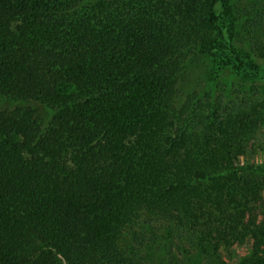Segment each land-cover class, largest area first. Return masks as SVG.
I'll use <instances>...</instances> for the list:
<instances>
[{
    "label": "trees",
    "instance_id": "trees-1",
    "mask_svg": "<svg viewBox=\"0 0 264 264\" xmlns=\"http://www.w3.org/2000/svg\"><path fill=\"white\" fill-rule=\"evenodd\" d=\"M259 78L264 0H0V264H264Z\"/></svg>",
    "mask_w": 264,
    "mask_h": 264
},
{
    "label": "rangeland",
    "instance_id": "rangeland-1",
    "mask_svg": "<svg viewBox=\"0 0 264 264\" xmlns=\"http://www.w3.org/2000/svg\"><path fill=\"white\" fill-rule=\"evenodd\" d=\"M263 63V61H260ZM199 72V71H198ZM193 73V74H188L184 76V83L189 87V90L196 88V84L198 83V77L199 73ZM238 82L237 79L232 78L228 73H224L219 77V79L214 81L212 84L213 86L216 85V91H220L222 88H227V84L232 83V82ZM263 84L264 81L262 78H259L256 80L252 85L248 84L249 87L247 89H243V93H235L237 97H239L240 100L247 98L249 94H253L251 91V86L254 87V91L257 92L258 94H261L263 92ZM185 88V86H184ZM200 90L199 88H196ZM187 90V89H186ZM240 90V88L238 89ZM249 92V93H248ZM253 98H257L256 96H253ZM261 140H264V126L261 129ZM261 144V143H260ZM248 164H254L257 167H261L264 169V142H262V147L261 150L258 154L255 153L254 157L251 154H248L244 158ZM248 217H250L253 222L263 225L264 226V192L261 194L259 200L254 203L251 206L250 212L248 213ZM254 241H250L249 238H241L238 239L237 241L234 242V244L228 248V249H221L220 253L221 256L223 257L224 261L227 264H239V262L248 256H251L255 253V248H254ZM261 251H264V244L260 248Z\"/></svg>",
    "mask_w": 264,
    "mask_h": 264
}]
</instances>
